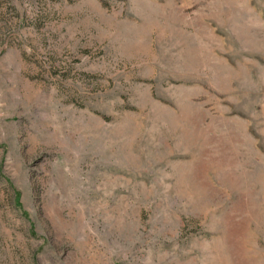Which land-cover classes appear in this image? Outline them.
<instances>
[{
	"label": "rangeland",
	"instance_id": "374dc122",
	"mask_svg": "<svg viewBox=\"0 0 264 264\" xmlns=\"http://www.w3.org/2000/svg\"><path fill=\"white\" fill-rule=\"evenodd\" d=\"M0 264H264V0H0Z\"/></svg>",
	"mask_w": 264,
	"mask_h": 264
}]
</instances>
